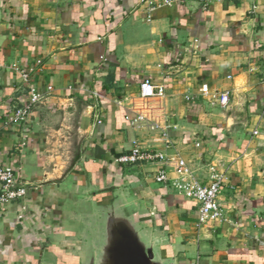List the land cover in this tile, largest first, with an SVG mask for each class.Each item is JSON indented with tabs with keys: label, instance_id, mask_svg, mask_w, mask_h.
Wrapping results in <instances>:
<instances>
[{
	"label": "crops",
	"instance_id": "crops-1",
	"mask_svg": "<svg viewBox=\"0 0 264 264\" xmlns=\"http://www.w3.org/2000/svg\"><path fill=\"white\" fill-rule=\"evenodd\" d=\"M164 1L0 0V167L27 187L0 210V264L74 251L94 188L116 183L157 216L178 264H264V0ZM17 67L54 87L24 125L9 123L27 99ZM146 80L165 97L143 98ZM204 84L230 91L229 106ZM134 144L185 160L203 184L223 174L224 221L197 228L173 163L167 184L157 164H118Z\"/></svg>",
	"mask_w": 264,
	"mask_h": 264
},
{
	"label": "water",
	"instance_id": "water-1",
	"mask_svg": "<svg viewBox=\"0 0 264 264\" xmlns=\"http://www.w3.org/2000/svg\"><path fill=\"white\" fill-rule=\"evenodd\" d=\"M86 236L74 251L58 253L53 264H178L151 216L122 184L97 186Z\"/></svg>",
	"mask_w": 264,
	"mask_h": 264
},
{
	"label": "built area",
	"instance_id": "built-area-1",
	"mask_svg": "<svg viewBox=\"0 0 264 264\" xmlns=\"http://www.w3.org/2000/svg\"><path fill=\"white\" fill-rule=\"evenodd\" d=\"M144 1V0H143ZM204 7L218 1H238V0H199ZM164 4H171L170 0H165ZM22 77V81L27 88V99L13 111L10 118V124L24 125L28 122L34 109L46 102L54 91L53 85L47 86V92L44 94L36 84L31 82V70L26 68H16ZM140 93L143 98H164L166 88L164 85H156L150 80L144 81L140 85ZM201 93L204 96H210L212 105H220L223 108L229 106L230 91L211 92L208 85L201 87ZM98 98L97 93L93 94ZM101 122L100 120L98 121ZM118 164L136 165L141 163L157 164L159 168L155 172V178L158 182L167 184L168 164L173 163L177 180L176 187L179 188L187 197L198 203L197 228L200 230L209 223L222 222L225 219V212L219 202V195L223 185V174H217L212 167L214 175L209 184H203L193 177V174L187 162L181 158H168L163 152L142 149L138 144H134L130 153L116 158ZM0 210L5 209L14 202L21 201L27 193L26 184L22 182L21 170L11 165L0 167ZM199 264V263H195Z\"/></svg>",
	"mask_w": 264,
	"mask_h": 264
},
{
	"label": "rangeland",
	"instance_id": "rangeland-1",
	"mask_svg": "<svg viewBox=\"0 0 264 264\" xmlns=\"http://www.w3.org/2000/svg\"><path fill=\"white\" fill-rule=\"evenodd\" d=\"M51 257H52V256L47 257L46 260L49 261V259H51ZM52 258H53V259H56V256H53Z\"/></svg>",
	"mask_w": 264,
	"mask_h": 264
}]
</instances>
